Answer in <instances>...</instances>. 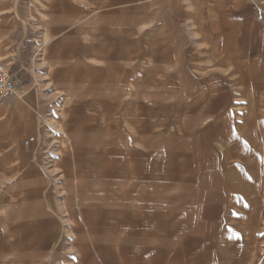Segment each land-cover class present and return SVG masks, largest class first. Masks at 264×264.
<instances>
[{
  "label": "rangeland",
  "instance_id": "obj_1",
  "mask_svg": "<svg viewBox=\"0 0 264 264\" xmlns=\"http://www.w3.org/2000/svg\"><path fill=\"white\" fill-rule=\"evenodd\" d=\"M0 53V264H264V0H0Z\"/></svg>",
  "mask_w": 264,
  "mask_h": 264
},
{
  "label": "crops",
  "instance_id": "obj_2",
  "mask_svg": "<svg viewBox=\"0 0 264 264\" xmlns=\"http://www.w3.org/2000/svg\"><path fill=\"white\" fill-rule=\"evenodd\" d=\"M0 54H2V53H0ZM7 54L6 53H4V54H2V57L1 58H4L5 56H6ZM6 59V58H5ZM16 60H13V64H14V62H15ZM18 62H19V65H21L22 63H21V56H18ZM17 86V82L15 81L14 82V88H13V91H12V94H14V95H17V91H16V89H15V87ZM37 95V90H36V88L34 87V85H32V86H30V87H28L26 90H25V93H24V98H23V100H22V102H25V103H27V104H31L32 103V100L34 99V97ZM16 108H18V107H16ZM4 110H6V109H4ZM1 117H2V115H1V113H0V119H1ZM11 120H13V119H11ZM7 129H6V127L1 123L0 124V134L2 133V138H4V137H6V135L8 136V134H7V131H6ZM16 134L13 136V138H14V140H15V142H16V146L18 147V149H22V147L20 146L19 147V138L21 137V134L20 133H17V132H15ZM24 144V143H23ZM1 162V164H2V166L3 167H9V160H6V159H1L0 160ZM24 230H27V227L26 228H23Z\"/></svg>",
  "mask_w": 264,
  "mask_h": 264
},
{
  "label": "built area",
  "instance_id": "obj_3",
  "mask_svg": "<svg viewBox=\"0 0 264 264\" xmlns=\"http://www.w3.org/2000/svg\"><path fill=\"white\" fill-rule=\"evenodd\" d=\"M14 88V79L13 75L10 72V69L6 67L3 63H0V102L1 100L12 93ZM34 142V137L28 138L24 144L28 146Z\"/></svg>",
  "mask_w": 264,
  "mask_h": 264
},
{
  "label": "bare ground",
  "instance_id": "obj_4",
  "mask_svg": "<svg viewBox=\"0 0 264 264\" xmlns=\"http://www.w3.org/2000/svg\"><path fill=\"white\" fill-rule=\"evenodd\" d=\"M2 57V54H0V58ZM25 145V144H24Z\"/></svg>",
  "mask_w": 264,
  "mask_h": 264
}]
</instances>
